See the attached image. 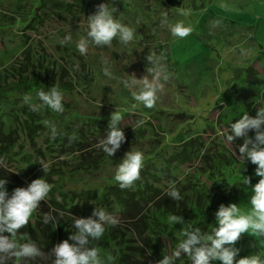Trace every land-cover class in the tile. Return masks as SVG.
I'll list each match as a JSON object with an SVG mask.
<instances>
[{
	"label": "trees",
	"instance_id": "1",
	"mask_svg": "<svg viewBox=\"0 0 264 264\" xmlns=\"http://www.w3.org/2000/svg\"><path fill=\"white\" fill-rule=\"evenodd\" d=\"M76 1L85 8L79 5V9L74 10V4L56 0L54 9L57 17L69 14L72 19H77L74 13L80 14L83 8L91 14L96 12L91 9L92 2ZM46 6L40 3L28 22L25 17L20 19L26 23L24 29L34 38H30L26 32L22 33L18 59L0 75V81L4 83V86L0 83V106L10 105V109L0 115V180H7L9 193L41 177L52 185L48 196L40 202L29 223L18 230V234L26 233L44 254L21 264H52L48 252L74 231V217H88L96 207L109 212L117 223L106 224L103 236L93 240L92 246L111 251L117 264H157L163 256H170L182 241L170 233L173 228L169 222L171 215L181 216L182 221L207 230L215 226L214 214L220 204L236 203L240 208L250 206L248 200L251 185L243 184L242 176L251 177L252 184H255L259 179L254 175L256 165L244 161L239 155L243 138L228 142L225 133L230 131L231 123L243 114L250 115V103L245 102L249 100L250 90L254 88L252 86L260 81L253 80L248 92L243 89L244 92L241 90L240 95H236V98L241 96V99L231 102L229 108L218 114L214 122L219 128L218 133L215 132V126H210L206 133L211 132V138L203 132L187 134L179 148L167 157L170 161H167L166 168L171 172L173 166L188 169L189 174L186 173L183 179L175 175L169 177V174L165 175L166 184H161L159 167L151 162L148 167L141 169L139 178L131 186L121 189L113 179L114 176L99 179L101 169L108 160H118L136 144L145 141L153 143L162 133H166L160 127V117H154L155 130L147 134L141 116L134 114L128 121L126 118L131 115L123 114L120 127L126 139L110 157L97 147L106 135L110 122L103 113L100 117L78 114L73 119H64L67 121H60L64 125L57 127L53 136L51 128L44 123L41 110L34 112L27 104H22L23 95L35 94L38 89L47 91V87L54 84L63 92L73 91L76 87L87 89L92 85V77L89 81L81 79L80 76H89L91 69L86 68L80 56L69 51L67 43L62 39L65 34L62 30L66 25L51 30L37 15L38 12L43 14ZM48 6L52 9L50 4ZM14 22L5 23L4 27L10 28ZM40 27L42 33L34 36ZM11 96L13 99L9 100ZM17 100L22 105H18ZM20 139H25L31 148L23 150L19 145ZM224 142H228L230 147L223 145ZM3 161L16 163V171L5 169ZM107 179L109 181L102 184ZM223 179L230 180L227 187L220 185ZM173 186L179 190V200L168 196ZM45 215H51L55 220L45 223ZM248 246L250 241L244 238L236 242V247L241 250L240 255L247 253ZM9 264H17V261L13 258ZM175 264H191V260L187 255H182L175 260Z\"/></svg>",
	"mask_w": 264,
	"mask_h": 264
},
{
	"label": "rangeland",
	"instance_id": "2",
	"mask_svg": "<svg viewBox=\"0 0 264 264\" xmlns=\"http://www.w3.org/2000/svg\"><path fill=\"white\" fill-rule=\"evenodd\" d=\"M55 1L0 0V75L18 59L23 41L22 33L26 32L30 38L33 37L24 29L26 23H22L20 19L25 17L28 22L39 4H46V13L38 12L37 15L51 30H58L66 25L62 30L65 32L62 39L67 43L69 51L80 56L86 68L91 69V76L80 77L86 81L92 77V85L87 89L76 87L73 91L63 92L62 113L42 108L44 122L47 120L56 128H60L64 125L60 121L73 119L78 114L100 117L103 113L110 119L111 114L117 110L121 115H131L126 118L128 121L134 114L141 116L142 126L147 129L148 134L155 130L154 117L158 115L160 127L166 133H162L153 143L145 141L136 144L132 149L147 152L144 154L143 167H148L151 162L155 163L162 177L161 184H166V176L169 174V177L175 175L179 179H183L186 173L189 174L185 167L173 166V172L166 168L167 161H170L167 157L179 148L184 136L203 132L211 138V132H206L210 126H215L218 114L229 108L231 102L241 99V96L236 98V95H240L243 89L248 92L253 80L261 83L252 86L254 88L250 90L249 100L245 102L250 103V115H256L259 108L264 107V0H82L83 3L92 2L91 9L94 11L101 3H111L116 9L114 15L122 23L135 29L134 38L128 44H122L118 37L109 45L97 46L90 43L84 55L77 50L76 42L80 36L86 35L87 17L92 14L88 10L84 11V5L78 4L76 0H61L74 4V10L79 9V5L84 8L80 14L74 13L77 19H72L69 14L58 18L54 9ZM182 12H187V15ZM13 14L16 18L12 17ZM162 19H166L167 24L162 25ZM217 20L220 23L214 25ZM7 22L14 24L10 28L4 27ZM177 22L190 27L191 32L185 37L172 35L168 25ZM38 33H42L41 27L34 36ZM66 36H71V40L66 41ZM148 55L160 57L159 65L162 66L161 75L156 81L161 87L152 108L144 107L132 96L133 91L144 87L143 81L137 80L130 88L122 83L124 79L132 80L135 77L153 81L154 74L148 69L154 65L147 61ZM72 57L76 60L75 56ZM80 67L82 69L81 64ZM164 75L168 76L167 80L163 78ZM1 85L4 86V83ZM29 94L33 96L34 102H38L36 93ZM12 97L8 99H13ZM17 103L24 104L19 100ZM0 107V115L10 109V105ZM181 120L183 123H179ZM215 127V132L218 133L219 128ZM248 136H254V132L249 131ZM19 145L23 150L31 148L25 139H20ZM223 145L230 147L228 142ZM124 155L117 158L118 160H108L99 173V179L114 176L115 166L121 162ZM3 163L5 169L16 171V163ZM108 181L109 179L102 184ZM219 183L227 187L230 180L223 179ZM241 211L247 214L250 206L241 208ZM189 224L185 221L171 223L173 228L170 233L183 240V231ZM201 230L211 232V229ZM241 238L250 241V246L247 253L240 256L264 250V237L243 233ZM99 251L102 264H117L111 251Z\"/></svg>",
	"mask_w": 264,
	"mask_h": 264
},
{
	"label": "clouds",
	"instance_id": "3",
	"mask_svg": "<svg viewBox=\"0 0 264 264\" xmlns=\"http://www.w3.org/2000/svg\"><path fill=\"white\" fill-rule=\"evenodd\" d=\"M116 9L111 3H101L94 14L87 17L86 35L80 36L76 42V48L81 55L87 53L89 44L97 46L109 45L116 37L122 44H128L134 38L135 29L122 23L115 15ZM187 15V12H182ZM166 16V14H162ZM220 21H214L219 24ZM161 24H167L166 19ZM172 35L185 37L191 32V28L182 22L168 25ZM66 41L71 36L65 37ZM147 61L154 67L148 71L154 74L152 82L145 78L122 81L125 87H132L137 80L143 81L144 87L139 91H133L135 101L143 104L146 108H152L157 100V92L161 87L156 83L162 71L159 65L160 57L148 55ZM107 74V73H106ZM168 79L167 75L163 77ZM38 89L34 102L33 96L25 93L22 97L23 103L27 104L32 111H39L42 108L51 109L54 112L64 111V93L55 84L51 87ZM122 115L117 110L111 114L107 126L106 135L101 139L97 147L101 148L108 157L113 156L121 144L125 142V135L120 127ZM53 136L56 134V127L49 121ZM249 131L254 136L249 137ZM226 140L232 142L243 138L239 146V155L245 160L256 165L254 173L259 177L255 184H252L251 177H243L242 183L251 185V196L248 200L250 211L242 213L236 203L227 205L220 204L215 212L216 224L211 232H204L200 227L189 224L183 231L184 239L178 243L172 254L165 255L157 261V264H175V260L182 255H187L191 264H264V254L256 253L240 256V249L236 242L241 234L248 233L257 237H264V107H260L256 115L250 116L247 113L231 123L230 131L225 133ZM144 153L140 150H131L125 153L121 162L115 166L113 179L121 189L131 186L140 176L144 166ZM7 180H0V264H9L15 258L17 264L29 259L43 255L37 244L28 238V235L18 234V230L29 223L33 212L44 201L51 191L52 185L43 177L32 180L26 187H16L9 193L6 188ZM168 196L173 200H179V190L174 186L168 191ZM55 217L45 215L44 222L54 221ZM182 221L181 216L171 215L169 222L176 224ZM117 220L103 208H95L88 217H74L72 222L74 231L67 239L55 244L48 254L52 257V264H102L99 248L92 246L93 240H99L104 232L105 225H115ZM24 242H21V241ZM54 257V258H53Z\"/></svg>",
	"mask_w": 264,
	"mask_h": 264
},
{
	"label": "crops",
	"instance_id": "4",
	"mask_svg": "<svg viewBox=\"0 0 264 264\" xmlns=\"http://www.w3.org/2000/svg\"><path fill=\"white\" fill-rule=\"evenodd\" d=\"M259 250H260V249H259ZM263 251H264V250H262V249H261V250H260V253H262V254H263Z\"/></svg>",
	"mask_w": 264,
	"mask_h": 264
}]
</instances>
